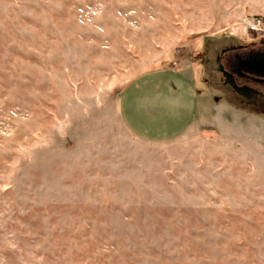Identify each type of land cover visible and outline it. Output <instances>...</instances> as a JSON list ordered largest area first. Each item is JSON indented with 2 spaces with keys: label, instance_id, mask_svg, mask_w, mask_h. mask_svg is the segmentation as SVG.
Wrapping results in <instances>:
<instances>
[{
  "label": "rangeland",
  "instance_id": "1",
  "mask_svg": "<svg viewBox=\"0 0 264 264\" xmlns=\"http://www.w3.org/2000/svg\"><path fill=\"white\" fill-rule=\"evenodd\" d=\"M262 45L264 0H0V264H264V87L227 67ZM169 79L143 138L124 91Z\"/></svg>",
  "mask_w": 264,
  "mask_h": 264
},
{
  "label": "crops",
  "instance_id": "2",
  "mask_svg": "<svg viewBox=\"0 0 264 264\" xmlns=\"http://www.w3.org/2000/svg\"><path fill=\"white\" fill-rule=\"evenodd\" d=\"M171 78L173 79V76ZM167 84L168 87L165 89V93L169 94V96L165 98V95H163L161 104H158L157 99H155L156 95L154 96L155 98L153 96H147L146 94L150 91L141 89L136 82L131 84L124 91L121 104L124 119L132 131L143 138L161 141L174 135L171 131V125L174 120L171 114L172 109L168 107L169 104L167 105V102H171V97L174 100L175 98H179L180 94L181 96H188L186 94L187 86L178 83V81L173 83V80L170 79ZM177 104L179 105V103ZM190 112L191 111H187L186 114H183L182 111H180L177 120L180 121L184 117L187 118Z\"/></svg>",
  "mask_w": 264,
  "mask_h": 264
},
{
  "label": "flooded vegetation",
  "instance_id": "3",
  "mask_svg": "<svg viewBox=\"0 0 264 264\" xmlns=\"http://www.w3.org/2000/svg\"><path fill=\"white\" fill-rule=\"evenodd\" d=\"M264 62V45L244 53L233 54L227 65L228 74L232 78H239L249 83H255L264 87V68L259 66ZM259 72L263 74H259Z\"/></svg>",
  "mask_w": 264,
  "mask_h": 264
},
{
  "label": "built area",
  "instance_id": "4",
  "mask_svg": "<svg viewBox=\"0 0 264 264\" xmlns=\"http://www.w3.org/2000/svg\"><path fill=\"white\" fill-rule=\"evenodd\" d=\"M246 27L252 31H261L262 20L261 19H253L246 20Z\"/></svg>",
  "mask_w": 264,
  "mask_h": 264
},
{
  "label": "water",
  "instance_id": "5",
  "mask_svg": "<svg viewBox=\"0 0 264 264\" xmlns=\"http://www.w3.org/2000/svg\"><path fill=\"white\" fill-rule=\"evenodd\" d=\"M259 66H261V67L264 68V62L262 63V65L260 64ZM259 74L261 75V74H263V73L259 72Z\"/></svg>",
  "mask_w": 264,
  "mask_h": 264
}]
</instances>
